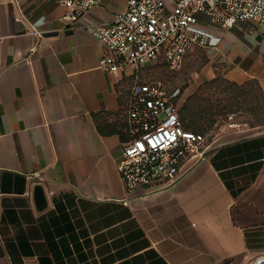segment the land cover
Segmentation results:
<instances>
[{
  "label": "crops",
  "instance_id": "crops-1",
  "mask_svg": "<svg viewBox=\"0 0 264 264\" xmlns=\"http://www.w3.org/2000/svg\"><path fill=\"white\" fill-rule=\"evenodd\" d=\"M126 3L101 0L71 20L55 0H0V264L257 263L264 125L206 140L204 154L188 156L168 185L127 193L117 157L131 138L132 68L103 69L107 49L86 28ZM200 18L220 38L208 47L226 50L222 74L264 88V26Z\"/></svg>",
  "mask_w": 264,
  "mask_h": 264
},
{
  "label": "built area",
  "instance_id": "built-area-1",
  "mask_svg": "<svg viewBox=\"0 0 264 264\" xmlns=\"http://www.w3.org/2000/svg\"><path fill=\"white\" fill-rule=\"evenodd\" d=\"M55 1L65 5L67 18L78 20L101 0ZM201 15L220 26L244 20L264 26V0H127L112 20L86 24L107 49L99 61L103 69L132 68L126 103L131 138L117 157L129 194L139 188L150 191L168 185L181 174L188 156L205 152V135L185 128L181 121L176 93L161 79L145 75V67L158 60L178 69L195 44H218L220 38L201 23ZM16 18L27 30L42 33L26 15Z\"/></svg>",
  "mask_w": 264,
  "mask_h": 264
},
{
  "label": "rangeland",
  "instance_id": "rangeland-1",
  "mask_svg": "<svg viewBox=\"0 0 264 264\" xmlns=\"http://www.w3.org/2000/svg\"><path fill=\"white\" fill-rule=\"evenodd\" d=\"M226 50L208 46L193 45L187 52L182 65L178 69H170L166 63L156 62L145 67V75L149 78L161 79L171 93H176L175 100L184 103L187 96L197 90L205 80L207 70H215L216 76H223V70L228 69L225 59ZM261 84V83H260ZM206 97L205 107L211 112L210 116L200 118L208 128L201 130L207 141L218 138L231 128H249L264 125V117L257 116L256 112L247 110L243 105H234V110L227 106L225 91H218L214 85ZM237 102V99H234ZM256 99L253 100V106ZM210 124V125H209Z\"/></svg>",
  "mask_w": 264,
  "mask_h": 264
},
{
  "label": "trees",
  "instance_id": "trees-1",
  "mask_svg": "<svg viewBox=\"0 0 264 264\" xmlns=\"http://www.w3.org/2000/svg\"><path fill=\"white\" fill-rule=\"evenodd\" d=\"M161 61L166 63L163 60L156 62ZM214 85L218 91L227 92L226 104L231 110H234V105L239 103L247 110L256 112L257 116L264 117V88L257 78H250L243 82H238L226 76H216L202 82L196 91L191 92L187 96L184 103L178 101L181 121L185 128L202 132L201 130L209 127L208 125L205 127V124L200 121V118L211 115V112L205 107L204 100H206V97L204 94L209 92ZM235 98L237 99L236 103L234 102ZM255 99L256 103L253 106V100Z\"/></svg>",
  "mask_w": 264,
  "mask_h": 264
},
{
  "label": "water",
  "instance_id": "water-1",
  "mask_svg": "<svg viewBox=\"0 0 264 264\" xmlns=\"http://www.w3.org/2000/svg\"><path fill=\"white\" fill-rule=\"evenodd\" d=\"M35 198L39 206L43 207L47 205L48 202L47 195L43 187V184L41 183H37L35 185ZM258 264H264V258H261Z\"/></svg>",
  "mask_w": 264,
  "mask_h": 264
},
{
  "label": "bare ground",
  "instance_id": "bare-ground-1",
  "mask_svg": "<svg viewBox=\"0 0 264 264\" xmlns=\"http://www.w3.org/2000/svg\"><path fill=\"white\" fill-rule=\"evenodd\" d=\"M261 258H264V255L260 256V257L257 259V263H254V264H258Z\"/></svg>",
  "mask_w": 264,
  "mask_h": 264
}]
</instances>
